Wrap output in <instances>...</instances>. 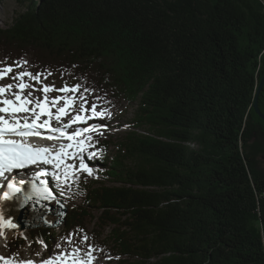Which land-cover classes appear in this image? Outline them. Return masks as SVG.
<instances>
[{"label":"trees","instance_id":"16d2710c","mask_svg":"<svg viewBox=\"0 0 264 264\" xmlns=\"http://www.w3.org/2000/svg\"><path fill=\"white\" fill-rule=\"evenodd\" d=\"M20 2L0 56L71 71L93 103L135 104L145 128L93 137L98 174L117 184L57 191L67 223L31 229L33 246L54 256L79 233L117 264H264V0ZM95 208L107 235L83 226ZM24 247L18 235L11 249Z\"/></svg>","mask_w":264,"mask_h":264},{"label":"snow or ice","instance_id":"6c2138e0","mask_svg":"<svg viewBox=\"0 0 264 264\" xmlns=\"http://www.w3.org/2000/svg\"><path fill=\"white\" fill-rule=\"evenodd\" d=\"M16 66H21L20 62H16ZM13 71L14 66L12 65L0 68V79H4ZM50 75H52L51 72L33 74L20 71L17 75L11 77L16 83L0 85V178L8 180L7 191L0 197V236H4L5 239L7 237L2 229H16L18 225L11 218H6L2 205L3 201L20 199V194H23L19 207L23 208L29 202H32L34 212L38 210L36 205H39V210H43V212H51L53 209L43 202H57V196L54 195L46 180H39V183H37V178L32 179L31 191L25 192L27 181L24 179L19 181H16L15 178L9 179L5 173L23 170L35 165H50L56 169L52 175L59 184L70 187L69 180L73 184H78L77 170L87 173L89 176L93 175L94 171L92 167L85 163V155L88 159H95L100 154L97 151L90 150L98 143V141H94L90 133L100 132V129L107 127V125L93 123L89 127L75 128L72 132H69L68 129L73 128V125L87 124L89 120H103L111 115L107 110L97 111L98 106L95 103L91 104L89 108L87 97L83 94L80 95L79 110H75L73 105L77 97L68 94L80 93L82 85L69 86L65 84L57 89L54 84H43L42 78L46 79ZM26 77L34 83L27 82ZM36 84L41 86L37 88ZM13 88L16 91H12ZM28 89H31V91L25 94ZM36 91L41 92L42 97L33 98V92ZM90 91L94 90L84 89V92ZM51 92H58L62 95L50 97L49 93ZM62 101L63 105L61 104ZM73 111L76 114L71 116L68 122H65L63 118L69 116L70 112ZM20 113L25 115L21 116ZM53 120L59 126L54 127ZM44 130L51 133V135H45ZM100 134L102 135V132ZM32 136L48 140L66 139L69 143L61 144L59 150H56L55 148L41 147L29 143L27 138ZM77 158L79 159L78 169L77 165L66 162L68 159ZM0 187H4V185L0 184ZM63 194V189H61L60 195ZM57 215L63 216L64 213L59 212ZM45 223H48L47 219H45ZM88 239L87 234L82 237L84 243H87ZM68 242L72 243L71 240H68ZM57 247H59V244ZM94 251L95 247L89 245L84 255H81V249L74 247L71 253L62 252L50 259H45L42 264H94L98 259L93 255ZM0 261L3 264H16V261L12 258L3 256H0ZM22 264H34V261L27 260L23 261Z\"/></svg>","mask_w":264,"mask_h":264},{"label":"rangeland","instance_id":"374dc122","mask_svg":"<svg viewBox=\"0 0 264 264\" xmlns=\"http://www.w3.org/2000/svg\"><path fill=\"white\" fill-rule=\"evenodd\" d=\"M23 9H25V5L22 6L20 0H0V26L7 28L9 25L12 24L13 19L17 16V14L21 12ZM29 60H30V57L24 58L23 60L18 61L20 62L21 66H16V62H12L6 59L4 56H0V68H3L8 65L14 66V71L12 73H9L7 76H5L6 80L4 81L9 80L10 82H12V84L16 83V81H13L11 77L17 75L20 71H26V72H31L33 74H36L34 70L28 68L29 67L28 63H24L25 61L28 62ZM48 72H51L52 75L47 76L46 79L42 78L43 84H47V85L54 84L57 89L63 87L65 84L69 86L76 85L74 79L71 77V73H72L71 71L66 72V73L65 72L57 73L53 71L52 69H50L44 74H47ZM25 80L29 83H34L32 81H29L27 77L25 78ZM82 83L85 85V81H83ZM40 86H41L40 84H36L37 88H39ZM81 94H83L82 87L80 89V93H76V94L69 93L68 94L69 96L75 95L77 97L73 105V108L77 111L79 110V106L81 104V100H80ZM59 95H62V94L58 92L49 93L50 97H56ZM39 96L42 97V93H40ZM61 104L63 105V101L61 102ZM87 104L90 108L93 102L87 98ZM95 104L98 106L97 111L107 110L108 113H111L110 117H106L103 120H99V119L89 120L87 124L73 125V128H70V129L74 130L75 128L86 127L87 125L91 126L93 123L100 124V125H107V127H102L100 129V132H92L90 134L93 137H96V136L100 137L101 141L109 140V139L118 141L127 132L131 131L132 129L138 128L136 125L137 122L134 121L135 110L137 108L135 104L130 105L126 102L125 99L110 98L108 95H106L103 100ZM75 114H76L75 111L70 112L68 119H64V121L68 122L71 116H74ZM88 114L90 115V113ZM52 124L54 127L59 126L55 121H52ZM142 129H145V128H139L137 130L143 131ZM101 132H102V135L100 134ZM66 143H69V142H66ZM53 147L56 150H59L60 145L53 144ZM259 159H260V166L264 170V153L260 154ZM66 162L69 164L77 165V169H78V164H79L78 158L68 159ZM85 163H87L89 167L93 168L94 170L93 175L89 176L87 175V173L79 172V170H77V176L79 178V183L73 184L72 181L69 180L70 187L65 186L63 184H59L55 180V178L52 175V173L55 172V169L53 171H50V173L43 178L48 182V186L54 192L58 191L60 193L61 188H62L64 192L63 196L67 200L74 199L75 190L80 191L84 186H90V187L95 188L105 183L107 185L117 184L114 181V179L106 177L104 175H99L97 171L100 168V165L96 161L92 159H88L87 155H85ZM37 182H39V180ZM77 194H78L77 201L80 202L83 198V195L79 193ZM69 208H71V206ZM69 211H71V209ZM100 216H101V210H98L95 208L91 212V214L86 217L85 223L83 224V226H86L89 231H93L95 233L103 231L104 232L103 235H107L110 232V227L106 226L107 228L100 229L99 227ZM11 229L2 230L4 234L6 235L7 239H5L4 236H0V246L2 247L0 250V256H3L5 258H12L14 261H16V264H22L23 261H27V260L34 261V264H38V262L42 264V262L45 259H50L54 257L48 254L47 248L43 243H40L39 246H37L36 248L33 246V244L30 241V235H29L31 229L21 231L20 233H15ZM17 235L22 236L25 240V247L22 248L20 251H14L13 249H11V245L17 239ZM68 240H71L72 243H69ZM88 245L95 247V251L93 252V255L98 258L97 259L98 263L117 264L118 258L114 255V253L112 252V250L110 249L108 245L104 247H97L89 239L87 243H84L82 240V236L79 233L73 234L69 239H67L63 246V249L59 253H57V255L65 251L71 253L74 247H79L81 251L86 252L89 247ZM109 257H111V259H109Z\"/></svg>","mask_w":264,"mask_h":264},{"label":"water","instance_id":"95a60500","mask_svg":"<svg viewBox=\"0 0 264 264\" xmlns=\"http://www.w3.org/2000/svg\"><path fill=\"white\" fill-rule=\"evenodd\" d=\"M264 89V75L259 83L257 93L254 100V108L260 117L264 120V113L260 108V96ZM39 183V182H37ZM31 191V181L25 185V192ZM53 191V190H52ZM54 195L57 196V202L44 201L46 205L51 207L53 211L43 212L39 210V205H36L37 211L32 210V202L23 208L19 207L20 200H22L23 194H20V199L12 201H3L2 205L5 211L6 218H11L14 223H17L18 227L13 229L15 232H21L23 230L38 228V227H50L57 228L66 225L69 213V207L65 203L64 199L60 198L54 191ZM63 205V207H61ZM63 212V216H58L57 213ZM45 219L48 223H45Z\"/></svg>","mask_w":264,"mask_h":264},{"label":"bare ground","instance_id":"6f19581e","mask_svg":"<svg viewBox=\"0 0 264 264\" xmlns=\"http://www.w3.org/2000/svg\"><path fill=\"white\" fill-rule=\"evenodd\" d=\"M4 80H6V79L5 78L4 79H0V85L12 84V82H10L9 80H7V81H4ZM12 91H16V89L13 88ZM28 91H31V90L30 89L26 90L25 94H27ZM40 93H39V91L33 92V98L38 97L40 95ZM53 111H55V109H53ZM19 115L23 116L25 114L24 113H20ZM68 117L69 116H66L63 119H68ZM53 121H55V120H53ZM44 132H45V134H47L46 130H44ZM47 147L51 148V145L48 144ZM50 168H51L50 165L44 166V167L43 166H31L30 168H26V169H23V170L16 171V174L14 175L15 177L14 176L13 177L15 178L16 181H19V180L25 179V178H32V177H43V176L45 177V176H47L50 173V171H51ZM38 180H45V179L41 178V179H37V181ZM3 183H4V187H0V195H2L5 191H7L6 185H7L8 182L3 181ZM4 229H11V228H4ZM4 229H2V230H4ZM23 231H25V230H23ZM18 233H20V232H18ZM1 248L2 247L0 246V250H1ZM84 253H85L84 251H81V255H84ZM0 264H3V262L0 261ZM38 264H41V263L38 262ZM94 264H100V263H98V261L96 260L94 262Z\"/></svg>","mask_w":264,"mask_h":264}]
</instances>
